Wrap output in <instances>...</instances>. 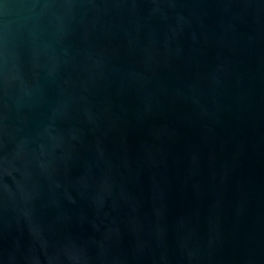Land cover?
I'll use <instances>...</instances> for the list:
<instances>
[{"label":"water","instance_id":"1","mask_svg":"<svg viewBox=\"0 0 264 264\" xmlns=\"http://www.w3.org/2000/svg\"><path fill=\"white\" fill-rule=\"evenodd\" d=\"M0 264H264V0H0Z\"/></svg>","mask_w":264,"mask_h":264}]
</instances>
